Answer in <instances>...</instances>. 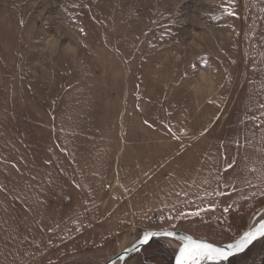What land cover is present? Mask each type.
<instances>
[{
  "label": "rangeland",
  "instance_id": "1",
  "mask_svg": "<svg viewBox=\"0 0 264 264\" xmlns=\"http://www.w3.org/2000/svg\"><path fill=\"white\" fill-rule=\"evenodd\" d=\"M263 208L264 0H0V264L227 241Z\"/></svg>",
  "mask_w": 264,
  "mask_h": 264
},
{
  "label": "snow or ice",
  "instance_id": "2",
  "mask_svg": "<svg viewBox=\"0 0 264 264\" xmlns=\"http://www.w3.org/2000/svg\"><path fill=\"white\" fill-rule=\"evenodd\" d=\"M225 11H227V8H225ZM229 14L232 15L233 13ZM228 210L227 207L224 208V212ZM196 214L198 215L199 213ZM155 236L173 237L175 233L166 230L145 232L143 239L138 242L142 245H148ZM261 238H264V222H261L259 226H253L244 231L235 242L216 243L194 240L192 237L182 238L183 246L179 249L176 264H222V262L228 261L230 257L245 253L255 241Z\"/></svg>",
  "mask_w": 264,
  "mask_h": 264
},
{
  "label": "water",
  "instance_id": "3",
  "mask_svg": "<svg viewBox=\"0 0 264 264\" xmlns=\"http://www.w3.org/2000/svg\"><path fill=\"white\" fill-rule=\"evenodd\" d=\"M261 222H264V208H263L262 211H260L255 216V218L252 220V223L244 231L248 230L250 227L259 226V224ZM161 231H165V230H150V229H146V230L140 231L137 234L136 239L131 244H129L128 246H126L124 249L120 250L114 257H112L109 260H107L104 264H127V262L130 261L132 259V257H134L135 255L141 253L142 249L144 247L148 246L154 240H168V241H173L174 242L175 249H174L173 256H172V264H176V257L179 255V249L183 246L182 238L192 237L194 240L211 241V242H216V243H226V242H235V240L238 239L239 236L244 232L243 231L240 235H238L237 237H235V238H233L231 240L222 241V240H213V239L206 238V237H200V236H197V235L188 233L187 231H184L182 229H179V230H166V231H172V232H174L175 233V236H173V237L155 236L149 242L148 245H142V244H140L138 242L139 240H142L143 239V236H144L145 232H161ZM263 239L264 238H261V239L255 241L253 243V245L255 243H257L258 241L263 240ZM253 245H251L249 247V249ZM248 250H246L245 253ZM243 254L244 253H240V254H237V255H235L233 257H238V256L243 255ZM233 257H230V258H233Z\"/></svg>",
  "mask_w": 264,
  "mask_h": 264
},
{
  "label": "flooded vegetation",
  "instance_id": "4",
  "mask_svg": "<svg viewBox=\"0 0 264 264\" xmlns=\"http://www.w3.org/2000/svg\"><path fill=\"white\" fill-rule=\"evenodd\" d=\"M172 256H173V250L170 253V257L168 259H165L164 262H163V264H172ZM235 259H236V257L230 258L228 261L222 262V264H237L236 261H235ZM263 263H264V260H262L260 263L249 262L247 264H263ZM149 264H152V263H149Z\"/></svg>",
  "mask_w": 264,
  "mask_h": 264
}]
</instances>
